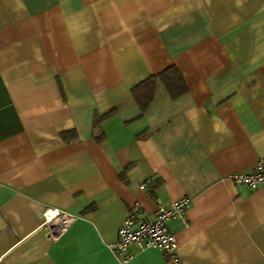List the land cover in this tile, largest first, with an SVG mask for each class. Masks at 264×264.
<instances>
[{
  "label": "crops",
  "instance_id": "crops-1",
  "mask_svg": "<svg viewBox=\"0 0 264 264\" xmlns=\"http://www.w3.org/2000/svg\"><path fill=\"white\" fill-rule=\"evenodd\" d=\"M173 67L188 93L141 115L132 90ZM258 160L264 0H0V264H121L130 208L182 198L178 264H264V184L228 180ZM50 208L78 216L60 238Z\"/></svg>",
  "mask_w": 264,
  "mask_h": 264
},
{
  "label": "built area",
  "instance_id": "built-area-1",
  "mask_svg": "<svg viewBox=\"0 0 264 264\" xmlns=\"http://www.w3.org/2000/svg\"><path fill=\"white\" fill-rule=\"evenodd\" d=\"M228 180L252 190L259 188L264 184V160H258L249 172L229 174ZM190 207L191 201L188 198L174 200L168 206L159 207L154 217L150 218L142 206L135 203L119 230L118 240L111 246L112 252L121 264H127L131 258L130 246L135 245L140 249L154 248L161 251L169 261L178 264L179 245L167 223L171 218H178L187 225ZM77 220L78 216L75 214L50 208L43 213L42 227L51 237L60 238Z\"/></svg>",
  "mask_w": 264,
  "mask_h": 264
},
{
  "label": "trees",
  "instance_id": "trees-1",
  "mask_svg": "<svg viewBox=\"0 0 264 264\" xmlns=\"http://www.w3.org/2000/svg\"><path fill=\"white\" fill-rule=\"evenodd\" d=\"M158 84L163 85V87L165 88L166 92L168 93V95L172 100H176L188 93V88L186 86V83L182 75L178 71V69L175 67L170 68L158 76L149 78L148 80L136 86L132 90V96L142 113L141 115H143V113L146 112L149 105L152 103ZM114 115H116L115 109L101 116H98L96 114L93 123L94 129H98V127H100V125L104 121L113 117ZM70 134L71 133L62 134L63 139L67 140ZM74 134L75 133L72 132V135ZM96 140L98 142H102L103 135L102 134L98 135L96 137Z\"/></svg>",
  "mask_w": 264,
  "mask_h": 264
},
{
  "label": "rangeland",
  "instance_id": "rangeland-1",
  "mask_svg": "<svg viewBox=\"0 0 264 264\" xmlns=\"http://www.w3.org/2000/svg\"><path fill=\"white\" fill-rule=\"evenodd\" d=\"M168 96L165 91V89L159 85L156 90V105L155 106H161V104H164L167 100Z\"/></svg>",
  "mask_w": 264,
  "mask_h": 264
}]
</instances>
